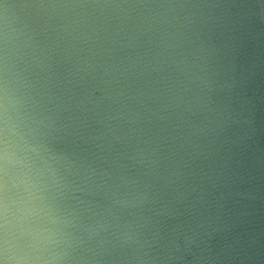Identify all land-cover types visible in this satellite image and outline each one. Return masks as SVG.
Returning <instances> with one entry per match:
<instances>
[{
  "label": "clouds",
  "instance_id": "obj_1",
  "mask_svg": "<svg viewBox=\"0 0 264 264\" xmlns=\"http://www.w3.org/2000/svg\"><path fill=\"white\" fill-rule=\"evenodd\" d=\"M0 264H264V0H0Z\"/></svg>",
  "mask_w": 264,
  "mask_h": 264
}]
</instances>
